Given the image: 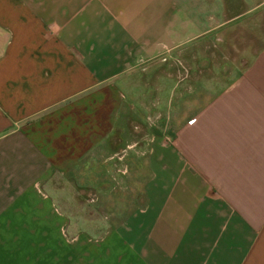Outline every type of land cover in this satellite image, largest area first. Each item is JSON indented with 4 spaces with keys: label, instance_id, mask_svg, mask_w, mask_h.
Listing matches in <instances>:
<instances>
[{
    "label": "crops",
    "instance_id": "obj_1",
    "mask_svg": "<svg viewBox=\"0 0 264 264\" xmlns=\"http://www.w3.org/2000/svg\"><path fill=\"white\" fill-rule=\"evenodd\" d=\"M263 6L0 0V264H264Z\"/></svg>",
    "mask_w": 264,
    "mask_h": 264
},
{
    "label": "rangeland",
    "instance_id": "obj_2",
    "mask_svg": "<svg viewBox=\"0 0 264 264\" xmlns=\"http://www.w3.org/2000/svg\"><path fill=\"white\" fill-rule=\"evenodd\" d=\"M248 7V4H247V6H246V8ZM263 12H264V6H263ZM260 13L261 12H259V13H257L258 15L257 16H255V19L256 20H258V22H257V24H256V26L258 27V28H260V29H264V23H262V25H261V22H260V20H261V18H260ZM254 15V14H253ZM254 20V18H253V16L251 17V19H250V22L249 23H247L248 25H247V28H249V29H253L254 27H255V22L253 21ZM259 42H262V39H255V43H253L254 45H256V44H259ZM140 116L142 117V115L140 114ZM135 119V121L136 122H139V123H145L146 125H150V127H152V123L150 124H148V119L146 118V117H142V118H138V117H134ZM152 119L153 118H150L149 119V122L150 121H152ZM135 131H137V130H135ZM133 151H135V150H132L130 153H133ZM129 157H130V154L128 153V152H126L125 153V155L123 156V158L122 159H124L125 158V160L128 158L129 159ZM65 200V199H64ZM93 213V212H92ZM93 215L94 214H91V215H88V216H90V217H93Z\"/></svg>",
    "mask_w": 264,
    "mask_h": 264
}]
</instances>
